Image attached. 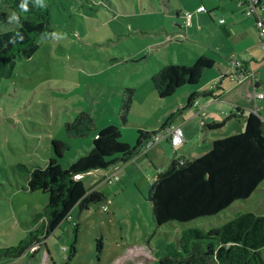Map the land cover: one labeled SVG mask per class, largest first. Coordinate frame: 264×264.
Masks as SVG:
<instances>
[{"label": "rangeland", "instance_id": "rangeland-1", "mask_svg": "<svg viewBox=\"0 0 264 264\" xmlns=\"http://www.w3.org/2000/svg\"><path fill=\"white\" fill-rule=\"evenodd\" d=\"M194 1L60 0L52 4L53 36L39 42L33 57L18 63L12 78L0 82V247L18 246L38 227H32L34 218L49 203V194L24 190L28 171L18 164L44 165L51 157L52 141L57 139L66 143L62 164L70 167L92 148L93 136L102 127L122 125L119 114L123 101L129 98L128 89L133 90V102L128 124L121 126L123 142H137L140 129H160L166 120H172L170 108L176 107L180 97L159 99L152 77L167 65L193 66V57L204 52L198 47L214 52L206 43L216 45L217 38L205 32V40L193 26L189 28L200 43L155 32H171L175 27L173 9L184 16ZM11 12L0 0V33L17 28L8 22ZM205 16L209 27H218ZM183 18H179L181 22ZM197 26L200 29L198 22ZM217 27L215 32H220ZM224 40L229 42L226 37ZM227 46L232 49L235 44ZM231 56L229 59H238ZM224 69L215 66L209 70L198 90H210L221 82ZM259 91L264 94V87ZM214 92L222 101V92ZM216 107L228 116L234 111L229 103L218 102ZM82 113L93 118L95 129L85 139H69L66 125ZM261 116L264 119V110ZM245 119L229 120L228 133L240 131L241 123L244 131ZM162 140L156 145L170 146ZM134 165H128L123 183L115 181L110 186L107 199L86 211L76 206L48 237L47 245L40 243L29 255L7 264H160L159 259L168 255L171 247L180 248L187 227L207 229L236 214H264L263 184L248 201L237 202L218 218L185 227L178 223L158 227L149 201L154 179H149L147 172L138 174ZM146 169L151 174L152 170ZM96 175L79 178L87 188L95 187ZM260 254L264 262V248Z\"/></svg>", "mask_w": 264, "mask_h": 264}, {"label": "trees", "instance_id": "trees-1", "mask_svg": "<svg viewBox=\"0 0 264 264\" xmlns=\"http://www.w3.org/2000/svg\"><path fill=\"white\" fill-rule=\"evenodd\" d=\"M56 1L60 0H28V11L23 12L19 8L22 0H4L5 6L20 16V26L0 33V82L14 76L20 61L36 54L41 40L53 36L52 4ZM174 14L177 18L181 13ZM174 23L171 32L165 29L155 33L184 35L182 28L185 26L177 20ZM17 32L23 35V41L16 37ZM13 37L16 43H9ZM215 66L206 56L197 59L191 67L167 65L152 77V84L159 99L165 100L183 90H197L203 75ZM221 82L208 91L193 92L188 105L192 106L199 97L212 96ZM127 93L129 98L123 101L119 114L122 125L102 129L92 140V149L70 167L62 164L66 143L57 139L52 141V154L44 165H17L28 171L24 190L49 194V203L34 218L32 227H38L18 246L0 247V264L29 255L40 243L47 245L48 237L68 219L76 206L86 211L108 198L113 184L101 188V180H98L97 186L87 188L78 176L127 164L148 149L149 142L159 136L162 139L167 124L160 129H140L134 146L122 141L121 126L128 124L133 102V90L128 89ZM244 115L245 112L231 113L222 123L206 125V129L221 130L229 120L244 119ZM66 129L69 139H85L95 129L94 120L82 113L73 123L67 124ZM263 184L264 119L252 109L242 133L212 141L210 151L199 158L174 160L166 170L157 171L149 201L158 227L173 223L185 227L198 220L220 217L237 202L248 201ZM182 233L180 248L171 247L172 251L159 259L160 264H264L260 254L264 248V214L240 213L211 228L187 227Z\"/></svg>", "mask_w": 264, "mask_h": 264}, {"label": "crops", "instance_id": "crops-1", "mask_svg": "<svg viewBox=\"0 0 264 264\" xmlns=\"http://www.w3.org/2000/svg\"><path fill=\"white\" fill-rule=\"evenodd\" d=\"M170 3L171 2L169 1V4ZM203 7H205L206 10L210 12V14L202 11L201 8ZM239 8L238 0H200V2L196 0L191 4L190 12L194 13L193 28L197 35L203 36V34L207 32L211 37L214 36L217 38L216 45L206 43L208 47L214 49V52H211V50H206L203 45H201V47L198 48L204 52L197 53L196 57L194 56L192 60L196 62L200 57L206 56L212 59L219 68L224 66L225 69L222 71L223 81L221 82L219 88L214 90L222 92L220 95L222 101L220 98H218L219 95L215 94L213 91L211 93L212 96L199 97L193 102L192 106H189V96L193 92L201 90L203 91V89L183 90L177 94L176 97L179 95L178 97L180 98L176 101V107L174 108V105L172 108H170V113L172 114L173 118L172 120H166L163 124V126L167 124V127L162 135L163 140H161L163 142H168L170 146H163L162 144L154 145L151 148L145 149L132 161H130L129 164H136L134 165V169H136L138 174L147 172L149 179H155L157 171L166 170L174 160L183 158L193 160L199 158L210 151L212 141L237 133H242L244 128L243 123L240 125V131L236 132L234 129H232L233 131L231 133H228L227 129L230 128L228 124H226V126L221 130L206 129V125L222 123L225 120V117L228 116V113L224 112L221 107H216L218 102L229 103L232 105L234 107V113L245 112L246 118L247 114L252 112V109L256 105L261 109V112L264 110V103H262L263 105L261 104V101H264V98L260 100H255L254 98L255 92L257 91L260 93L259 90L264 87V49L261 47L262 42L258 27L256 25V19H264V7L258 11L257 16L254 15V20L251 18V16L245 18L247 10ZM172 12L174 13L176 11L173 9ZM240 13L243 16H240ZM205 15H208L211 18L213 24H218V27L221 30L220 32H215L217 26L210 24L209 27L207 25L208 20L206 19ZM174 17L175 20L179 21V23L183 25V15L180 14L179 17L176 18L174 14ZM181 17L183 18L182 22L179 19ZM222 20L224 22H221ZM197 22L200 24V29L197 26ZM199 30L201 31L199 32ZM182 31L184 32V35L177 34V37H186V39L192 41L196 40L198 43H200L199 39H195V36L192 34L190 28L184 27L182 28ZM163 34L164 33H161L160 36L163 37ZM225 37L229 42L235 44L234 48L231 49L227 46L229 42H225ZM203 39L206 40V37L203 36ZM164 42H166V40H164L162 44H164ZM215 48L217 51H215ZM230 55L237 56L238 59L236 60H242L247 65L248 74L244 79H240L239 70H236L232 66L228 65L230 60L228 56ZM181 66H187V64H181ZM208 71L206 73H208ZM253 74L257 75L259 84H256ZM214 76L215 75H211L210 78L214 80ZM233 78L235 80H233ZM225 79H228L229 82H224ZM206 91H208V89ZM204 110L207 112L205 117L202 115ZM175 112L177 113V116L174 114ZM233 112L231 111V113ZM109 125L115 124L109 123L102 128L104 129ZM171 126H182L184 128L187 137V142L185 144L177 147L171 145L170 138H166L168 128ZM96 135L97 134L93 136V139ZM135 140L124 142L134 146L136 144ZM128 165L122 166V164H118L106 171L110 174L120 172V183H123L122 177H126ZM146 167L152 170L151 174L149 171H147ZM102 171L103 170H95L86 175L97 174L96 178H93L96 182L99 178L103 177ZM107 184L108 183H104V181L101 182V188L108 187Z\"/></svg>", "mask_w": 264, "mask_h": 264}, {"label": "built area", "instance_id": "built-area-1", "mask_svg": "<svg viewBox=\"0 0 264 264\" xmlns=\"http://www.w3.org/2000/svg\"><path fill=\"white\" fill-rule=\"evenodd\" d=\"M238 3L240 6L247 5L249 7L246 11V15H248V16L257 15L258 11L262 7H264V0H238ZM201 10L205 11L204 8H201ZM183 17H184V26L186 28L192 26L194 14L192 12H186V13H184ZM221 22H224V21L222 20ZM256 25H257L258 30H259V35H260V39L262 42V48L264 49V19L258 18ZM228 65L232 66L236 70H239L240 79H244L246 77V75L248 74L247 65L244 63V61L230 59L228 62ZM253 76H254L256 82H258L259 79L257 78V75L253 74ZM233 80H235V79L233 78ZM254 98H255V100L263 99L264 94L256 93L254 95ZM253 111L256 114H259L261 109L258 106H255L253 108ZM202 115H203V117L206 116L205 110L202 112ZM167 135L169 136L171 144L174 147L181 146L187 142L186 133H185V130L182 126H172L168 130ZM160 140H161V136L157 137L154 142L153 141L149 142L148 147L149 148L153 147ZM102 174H103V177L98 179V180H101V182L104 181V183H108L111 185L115 181H118V182L120 181V172H115L113 174H110L106 170H103ZM77 178L79 179V176Z\"/></svg>", "mask_w": 264, "mask_h": 264}, {"label": "clouds", "instance_id": "clouds-1", "mask_svg": "<svg viewBox=\"0 0 264 264\" xmlns=\"http://www.w3.org/2000/svg\"><path fill=\"white\" fill-rule=\"evenodd\" d=\"M37 6L43 7L44 4H37ZM19 8L23 12L28 11V0H22L21 4L19 5ZM8 22L15 23L17 26H20V16L17 14V12L13 11L11 14L8 16ZM16 37L19 38L20 41H23L24 37L21 35L19 32L16 33ZM16 37H13L12 39L9 40V43H16Z\"/></svg>", "mask_w": 264, "mask_h": 264}, {"label": "bare ground", "instance_id": "bare-ground-1", "mask_svg": "<svg viewBox=\"0 0 264 264\" xmlns=\"http://www.w3.org/2000/svg\"><path fill=\"white\" fill-rule=\"evenodd\" d=\"M257 20H258V19H257ZM256 22H257V21H256ZM183 25H184V24H183ZM244 63H245V62H244ZM257 78H258V77H257ZM258 81H259V80H258ZM256 93H258V92L256 91L255 94H256ZM255 94H254V95H255ZM258 94H260V93H258ZM205 111H206V110H205ZM260 112H261V111H260ZM206 115H207V112H206ZM171 127H172V126H171ZM171 127H169L168 130H169ZM170 143H171V141H170ZM155 145H156V144H155ZM171 145H172V144H171Z\"/></svg>", "mask_w": 264, "mask_h": 264}, {"label": "water", "instance_id": "water-1", "mask_svg": "<svg viewBox=\"0 0 264 264\" xmlns=\"http://www.w3.org/2000/svg\"><path fill=\"white\" fill-rule=\"evenodd\" d=\"M78 179V178H77Z\"/></svg>", "mask_w": 264, "mask_h": 264}]
</instances>
